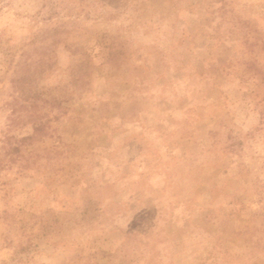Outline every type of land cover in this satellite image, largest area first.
<instances>
[{"label": "rangeland", "instance_id": "rangeland-1", "mask_svg": "<svg viewBox=\"0 0 264 264\" xmlns=\"http://www.w3.org/2000/svg\"><path fill=\"white\" fill-rule=\"evenodd\" d=\"M0 264H264V0H0Z\"/></svg>", "mask_w": 264, "mask_h": 264}]
</instances>
